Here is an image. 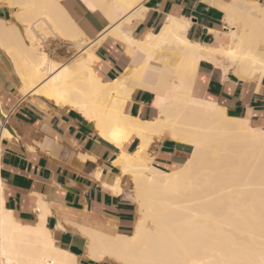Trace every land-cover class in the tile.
Masks as SVG:
<instances>
[{
  "label": "bare ground",
  "instance_id": "1",
  "mask_svg": "<svg viewBox=\"0 0 264 264\" xmlns=\"http://www.w3.org/2000/svg\"><path fill=\"white\" fill-rule=\"evenodd\" d=\"M86 1L111 23L131 9V0ZM0 3L15 10L14 20L0 18V48L13 64L20 92L41 95L93 122L121 149L116 162L121 174L132 177L138 209L133 233L80 228L89 237V258L122 264H264V126L230 117L203 94L199 81L202 62L219 67L229 81L231 75L264 79L263 5L245 0L222 5L226 32L215 35L214 47L189 40L188 24L175 19L143 40L124 34L115 23L114 36L145 55L132 76L143 82L156 73L152 62L164 65L151 86L159 114L147 121L126 112L133 89L125 79H102L90 40L60 1ZM53 38L73 44L79 53L63 65L54 61L45 49ZM11 113L0 97V152L2 141L14 138L8 128ZM165 139L190 147V158L157 165L149 149ZM134 140L139 146L130 153ZM48 206L40 200L37 224H23L7 205L0 175V264H79L77 256L57 245L47 226Z\"/></svg>",
  "mask_w": 264,
  "mask_h": 264
},
{
  "label": "crops",
  "instance_id": "2",
  "mask_svg": "<svg viewBox=\"0 0 264 264\" xmlns=\"http://www.w3.org/2000/svg\"><path fill=\"white\" fill-rule=\"evenodd\" d=\"M58 1L90 40L89 46L100 59L96 70L102 79L113 83L123 78L133 89L126 112L153 121L159 112L154 105L157 92L151 86L156 84L157 73L164 65L152 62L150 68L156 73H149L143 82L137 80L132 73L143 66L145 55L115 37L114 25H121L120 31L135 40H143L158 33L168 19H175L183 26L188 24L185 34L189 40L214 47L215 35L226 32V13L221 6L233 0H131V9L113 25L100 9L88 7L86 0ZM245 1L264 6V0ZM1 8L6 7L0 3ZM9 11L15 19V10ZM213 67L207 62L201 64L203 94L226 108L230 117H245L252 125L264 126V79L259 82L234 76L237 82L229 81L219 67ZM20 87L12 62L0 48V97L6 110L12 112L8 128L14 132L13 139L2 141L0 152V175L6 185L9 209L23 224L35 225L37 208L43 200L50 207L47 226L57 245L77 256L79 264H122L89 258V237L80 230L133 233L138 209L132 177L123 176L116 164L121 149L104 138L81 113L32 92L22 94ZM138 146L139 141L134 140L127 151L133 153ZM189 148L165 139L153 143L149 151L156 164L162 166L185 162L191 156Z\"/></svg>",
  "mask_w": 264,
  "mask_h": 264
},
{
  "label": "rangeland",
  "instance_id": "3",
  "mask_svg": "<svg viewBox=\"0 0 264 264\" xmlns=\"http://www.w3.org/2000/svg\"><path fill=\"white\" fill-rule=\"evenodd\" d=\"M10 20L12 21L14 19L11 18ZM50 41L45 45V49L49 53V57L56 62L60 61L59 63H62L61 65L68 63L75 55L79 53V50L74 47L73 44H67V42H62L57 39L54 40V38Z\"/></svg>",
  "mask_w": 264,
  "mask_h": 264
},
{
  "label": "water",
  "instance_id": "4",
  "mask_svg": "<svg viewBox=\"0 0 264 264\" xmlns=\"http://www.w3.org/2000/svg\"><path fill=\"white\" fill-rule=\"evenodd\" d=\"M0 18H5L9 20L11 18L10 11L6 8L0 9ZM230 78L232 81L237 82V78H235L234 76H230Z\"/></svg>",
  "mask_w": 264,
  "mask_h": 264
}]
</instances>
